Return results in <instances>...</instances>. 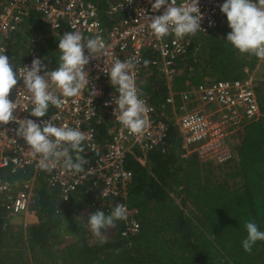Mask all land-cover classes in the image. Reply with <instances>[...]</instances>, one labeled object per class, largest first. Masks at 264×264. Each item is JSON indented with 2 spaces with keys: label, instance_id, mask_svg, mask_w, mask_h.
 I'll list each match as a JSON object with an SVG mask.
<instances>
[{
  "label": "trees",
  "instance_id": "1",
  "mask_svg": "<svg viewBox=\"0 0 264 264\" xmlns=\"http://www.w3.org/2000/svg\"><path fill=\"white\" fill-rule=\"evenodd\" d=\"M89 1L105 22L108 0ZM21 24L11 33L5 52L15 69L33 50L55 69L60 37L33 11ZM230 31L222 20L217 31L186 35L189 46L173 62L171 89L181 91L216 80L243 81L248 77L245 70L256 71L264 59L235 49L226 40ZM155 59V54L146 53L150 63L144 66L138 89L142 99L159 108L168 91ZM254 91L260 115L236 131L231 158L221 164L201 161L194 152L184 157L175 112L167 104L157 110L167 125L162 147L147 152L134 149L125 159L132 173L126 203L138 211L135 233L122 236V220L103 231L106 243L91 233L85 218L96 210L110 214L122 202L114 196L103 199L100 187L91 184L63 200L59 189L40 176L28 207L36 221L25 230L10 220L8 205L14 194L3 197L0 264H264V241H257L250 253L242 247L246 222H255L264 231V81ZM108 128L106 122L97 125L98 143L111 139ZM80 155L86 160L83 168L92 165L90 153L84 149Z\"/></svg>",
  "mask_w": 264,
  "mask_h": 264
},
{
  "label": "built area",
  "instance_id": "2",
  "mask_svg": "<svg viewBox=\"0 0 264 264\" xmlns=\"http://www.w3.org/2000/svg\"><path fill=\"white\" fill-rule=\"evenodd\" d=\"M108 2V17L104 22L99 19L97 7L89 0H0V47H5V52L11 33L18 29L23 18L31 11L39 14L43 23L57 37L69 31H79L86 42L88 38L100 34L106 45L101 53L93 54L94 58L85 66L91 81L88 89L85 87L76 97H61L64 100L62 107L50 105L45 117L30 115L34 105L26 99L29 94L23 88L22 80L9 96L10 100H15L18 104L14 113L18 120L32 119L39 124L51 118L57 126L66 124L84 132L89 138L82 146L91 154L92 165L80 173L65 170L62 162L51 171L41 170L38 158L31 155V149L16 135L19 123L0 125V201L13 193L8 210L9 214L17 216L28 213L30 198L40 176H43L49 186L59 189L63 200H68L69 195L77 188L91 184L100 187L103 199L118 197L122 201L119 204L127 207V218L122 220V236H125L138 230V211L126 203L132 173L126 169L125 159L134 149L147 152L162 147L167 125L157 110L167 104L175 112L184 157L194 152L201 161L219 164L231 158L228 138L245 123L256 120L260 113L254 91L256 85L248 70H245L248 77L243 81L216 80L188 86L181 91L172 90L169 82L175 76L173 62L186 53L189 40L186 36L177 39L172 33L157 38L148 27L145 18L162 15L165 6L153 12L151 4L154 0ZM175 2L180 6L186 0ZM223 3L224 0H198L202 30L194 35L218 30L222 20H225L226 27L229 28L226 16L220 11ZM97 22L99 28L96 27ZM148 51L157 57L153 64L163 74L168 94L165 103L159 108L143 99L148 108L146 119L149 123L142 133L132 134L117 119L119 113L114 114L118 94L115 87L111 86L107 73L114 59H132L135 61L133 72L138 88L145 69L143 61ZM85 54H88L87 50ZM34 58H43L42 63L47 64V70H54L37 50H33L16 67L17 72L22 67L30 68ZM93 89L98 92L95 96L90 94ZM50 90L60 94L55 85H51ZM102 122L109 124L107 134L111 139L106 143H98L96 136V127ZM14 174L25 175V179L10 178Z\"/></svg>",
  "mask_w": 264,
  "mask_h": 264
},
{
  "label": "clouds",
  "instance_id": "3",
  "mask_svg": "<svg viewBox=\"0 0 264 264\" xmlns=\"http://www.w3.org/2000/svg\"><path fill=\"white\" fill-rule=\"evenodd\" d=\"M162 6H165L162 15L145 18L157 38L172 33L179 39L202 30L198 0H186L180 6L175 0H154L151 9L156 12ZM220 11L231 29L226 40L239 52L264 59V0H224ZM96 27L99 28L98 22ZM84 41L79 31L64 33L58 40L59 64L51 71L47 70V64L42 63L43 58H34L30 68L22 67L18 73L11 58L5 55V47H0V125L19 123L16 135L24 140L31 149V155L38 158L39 168L44 171H51L62 162L67 171L83 172L86 160L80 153L84 151L83 142L89 137L78 128L66 124L57 126L51 118L39 124L32 119L18 120L14 115L18 104L9 96L22 80L23 88L29 94L26 99L34 105L30 115L36 118L45 117L50 105L62 107L64 100L61 97L79 96L91 83L85 66L94 58L93 54L101 53L106 47L100 34ZM143 63L147 67L150 61L144 60ZM134 67L132 59L121 61L117 58L113 60L107 76L118 94L114 114L119 113L117 119L132 134H140L149 123L146 119L148 108L136 87ZM51 85L59 89V95L50 90ZM90 94L95 96L98 92L93 89ZM127 211L125 205L117 203L110 214L106 215L101 210L91 213L88 218L91 233L101 238V244L106 243L103 231L115 228L116 221L125 220ZM244 227L247 237L242 241V247L250 253L257 241H264V231L252 221L246 222Z\"/></svg>",
  "mask_w": 264,
  "mask_h": 264
},
{
  "label": "rangeland",
  "instance_id": "4",
  "mask_svg": "<svg viewBox=\"0 0 264 264\" xmlns=\"http://www.w3.org/2000/svg\"><path fill=\"white\" fill-rule=\"evenodd\" d=\"M215 31H217V30H215ZM213 32H214V31H213ZM157 71H158V70H157ZM248 74L254 79L255 85L257 86L260 82L264 81V63L261 62V63L259 64L258 68L256 69V71H254V72H248ZM156 75H158V74H156ZM173 82H174V79H172L171 82H169V85H170L171 88H173ZM184 83H185V85H187V84H188V81H185ZM198 108H204V110L207 109L206 107H202V106H198ZM172 116H173V118L175 119V114L172 115ZM235 133H236V132H234V133L228 138V140H227L230 148H231L230 143L233 144V142L236 141V138L234 137V134H235ZM20 215H21V214H20ZM24 218H25V217H24ZM88 218H89V216L85 218V221H86V222H88ZM21 219H22V218H21ZM19 220H20V218H17L15 221L18 222ZM26 221H28V220H26Z\"/></svg>",
  "mask_w": 264,
  "mask_h": 264
},
{
  "label": "crops",
  "instance_id": "5",
  "mask_svg": "<svg viewBox=\"0 0 264 264\" xmlns=\"http://www.w3.org/2000/svg\"><path fill=\"white\" fill-rule=\"evenodd\" d=\"M22 25V24H21ZM47 26V25H46ZM48 27V26H47ZM49 28V27H48ZM49 30H50V28H49ZM51 31V30H50ZM52 32V31H51ZM187 88V87H186ZM185 89V88H184ZM183 90V89H182ZM190 107H192V106H190ZM107 123V122H106ZM17 174H14V175H12L10 178H17V176H16ZM25 176V175H24ZM26 176H29V175H26ZM36 186H37V184H36ZM35 190H36V188H35ZM25 217V218H24ZM17 218H20V220L18 221V222H16L15 220L17 219ZM22 218V219H21ZM10 220H12V223L13 224H15V225H19V226H21L22 227V229L23 230H25L26 229V226L29 224V223H32V222H35L36 221V217H35V215H34V213L33 212H30V211H28V213H26V214H21V215H17V216H15V215H11L10 214ZM26 220H28V221H26ZM105 231V230H104ZM103 235H105V233L103 234Z\"/></svg>",
  "mask_w": 264,
  "mask_h": 264
}]
</instances>
